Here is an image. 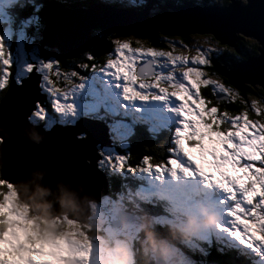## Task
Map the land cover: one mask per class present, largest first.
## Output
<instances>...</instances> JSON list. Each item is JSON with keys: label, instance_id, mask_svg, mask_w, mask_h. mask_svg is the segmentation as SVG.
Here are the masks:
<instances>
[{"label": "snow or ice", "instance_id": "obj_1", "mask_svg": "<svg viewBox=\"0 0 264 264\" xmlns=\"http://www.w3.org/2000/svg\"><path fill=\"white\" fill-rule=\"evenodd\" d=\"M123 6L143 9L148 6V0H123ZM206 35L216 39L215 34ZM210 39H206L205 44H209ZM179 45L188 48L184 40H180ZM168 46L172 51L151 47L131 49L128 43L117 41L115 58L109 54L106 63L100 64V70L113 78L126 99L142 100L145 98L142 93L151 91L158 93L159 99L174 98L177 101L175 112L179 119L166 162L152 164L151 158L145 157L142 158V170L155 172L158 176L164 171H170L174 176L179 171L185 176L198 175L206 183L216 185L227 198V219L218 226V232L226 233L241 248L260 254L264 261V121L251 118L253 115L264 118V100L258 106L257 99H252L250 108L246 105L236 115L221 112L216 106H206L212 101L202 97L201 86L211 88L217 103L239 94L231 84L210 79L204 71L213 66L223 51L232 49L227 45L220 49L197 45L196 54L189 57L183 53L174 55L177 41H168ZM94 60L92 56L91 61ZM146 60L150 62L148 65ZM90 67L96 68L97 64L92 63ZM160 68L169 70L161 72ZM23 72V76L16 77L11 52L6 53L0 41V92L7 95L11 90L34 87L37 92L27 114L30 119L44 121L49 111L72 113V105L67 100L76 70L69 72L62 60L54 59L25 64ZM176 72L180 73L179 77ZM206 140L213 147L207 148ZM4 142L0 137V145ZM192 149L197 150L195 156ZM107 162L118 170L127 167V171H133L123 157H117L115 161L109 158ZM140 167L141 163H138L137 169ZM5 186L11 188L10 182L0 180V264H88L91 245L86 238L71 243L65 240L56 245L55 260L38 248L25 247L28 241L18 235L19 230L6 227L14 223L16 213L13 194L3 191ZM208 247H211L210 241ZM198 250L202 256L209 254L206 249ZM216 250L218 255L225 256L234 249L220 241ZM199 264L207 262L202 260Z\"/></svg>", "mask_w": 264, "mask_h": 264}, {"label": "rangeland", "instance_id": "obj_2", "mask_svg": "<svg viewBox=\"0 0 264 264\" xmlns=\"http://www.w3.org/2000/svg\"><path fill=\"white\" fill-rule=\"evenodd\" d=\"M166 1L172 2L174 4L177 3V0ZM197 1L199 2L201 0ZM228 1L229 0H221L222 3H227ZM118 2L123 6V0H118ZM242 2L246 3V0H243ZM8 7H10L8 2H6L5 0H0V22H5L6 24H10L13 21V18L7 11ZM156 10L157 7L155 5V9L154 11H151V13H154ZM157 12L160 15L163 11L159 9L157 10ZM32 26L33 32L37 34L40 30L39 23L36 21H32ZM3 29H5V32L0 33V41L3 42L4 48L6 50L5 52H11L12 60L16 67L17 78L24 75L23 66L25 64H40L43 60H53L50 58L45 59L41 55L40 49L38 47L39 38L30 35L25 27H23L21 30H14L13 28L10 29L6 27H4ZM95 31L96 33H103V31ZM192 34L193 33L187 35L189 37L188 40L185 41V43L188 45L187 49L180 47L179 39L167 36H160V38L158 39V42L164 45L165 49L152 46L148 43V40L137 39L131 36L120 37L119 39H116L113 44L114 49L116 47V42L118 41L122 43H128L131 49H136L138 47L146 49L151 47L156 50L172 51V49L168 46V41H177V52H175L174 55L183 53L187 54L189 57L196 54L195 49L197 45L201 47H212L217 49H220L222 47L214 39H210L208 35ZM206 39H210L209 44H205ZM246 39L250 40L248 37ZM12 41L15 42L14 52L9 50ZM256 46L259 47L257 44ZM228 48L233 49L229 46ZM114 49L112 52V58H115ZM100 68L101 67L87 69L86 72L89 73L90 78L82 77L77 72H75V75L72 78L73 87H71L68 91L69 99L67 100V103L72 105V113L56 114L50 111L52 114L57 116L58 122L73 123L78 117L81 116H89L97 119L103 118V121L108 122V128L113 138H115L116 141H119V144L124 148L126 147V145H128L129 139L133 140V138L129 136H132L133 134L141 136L142 129L139 127L140 122H143L142 125L146 127L150 125L154 129L163 128L167 124H171L172 131L170 133L168 142V149H171L173 147L174 139L173 132L177 126V121L179 119L177 113L175 112L177 101L174 98L159 99L157 98L158 93L151 91L142 93L145 96V98L142 100L126 99L122 94V89L116 86V82L113 80V78L107 75L105 71L100 70ZM170 68L171 66H169V69ZM169 69L160 68L159 70L161 72H166ZM67 70L71 72L74 69L67 67ZM204 71L209 74L208 78L223 83V81H221L217 75H211L210 67L204 69ZM179 75L180 73L176 72V76L179 77ZM199 91L201 92L203 97L210 98V96L213 95L210 87L201 86ZM228 98L229 101L238 100L239 98H241L240 91L238 96H236L235 98ZM249 99V101L243 100L241 104L248 102L247 106H251V101L254 98ZM257 101L259 106V103L262 100ZM210 106H216L218 108V104H211ZM50 112L44 121H37L34 119L31 120L34 122H43L46 127H50V125L55 123L54 121H52L53 123L50 124V121L53 120ZM109 114L111 115V117ZM230 114L236 115L237 113ZM261 120L264 121V118H262ZM16 122H18V119L14 120L11 123L13 125H18V123ZM136 127L137 129H135ZM5 135L10 138L9 134L6 133ZM205 146L207 148L213 147V145L209 144L207 140L205 141ZM106 147H104L103 150H97L98 156H101V159L99 160V167L101 166L102 171L105 172L106 170H109L111 174H115L118 171H123L130 174L131 172L127 171V167H125V169L118 170L114 166V164L110 165L107 162L109 158L112 161H115V159L117 157H120V155L116 154L114 149ZM191 151L195 156L197 150L192 149ZM167 156L168 151L166 154V159ZM42 157L43 154H39L38 156L32 158V164L29 165V168L32 166L30 169L31 172L34 170L35 163H38V161L41 160ZM126 161L128 165H131L133 167V162L131 160L126 159ZM135 169L136 168L133 167V178L135 177L138 181L140 179L146 180L147 178L151 186L155 188H165L168 191L172 188H177V192L181 193L179 198L181 200L184 197L187 198V209L183 210V212H186L187 217L192 216L199 218L198 209L200 206H204L212 209L217 213V223L211 228L198 229L185 239L177 231L178 227H181L183 224H179V226H177L173 223H170V221H167L165 228L168 236L172 240V244L167 243L162 239H158L159 237L156 239L155 233L152 232L155 237L154 239L157 246L154 249L149 248L145 240V234L143 231L144 223H149L148 220L139 217V219L127 222L128 220H130V218L126 215V212L128 207L133 203V199L129 193H135L130 188H128L129 185L125 176H120V178L122 179L121 188H123L124 190L121 189L119 206L115 202L111 201V198L109 196L104 197V194H102L101 201L99 203H92L90 201L94 197L92 191L90 192L91 194H88L82 198H78L79 205L83 202L89 201L88 205L82 204L77 208L88 209H84L79 213V219L84 222L86 221L85 223H76L73 220H69L65 217V214H60L59 216H52L49 218L47 214L41 215L36 213V215L39 217L38 219L35 216L30 215L28 207L17 200L16 192L13 191L14 189H12V186L11 188L5 186L6 192L10 191L13 194V204L16 213V219L14 223L6 226L15 227L19 230L18 235H20L22 239H27L28 241L25 247L30 246L32 248H38L41 251L47 253V255L52 257L54 260L56 259L54 250L56 245L61 244L65 240L71 243L73 241H79L86 238L91 245L88 264H133L134 256L132 253V247L135 245V247L137 248L136 244H139L141 246V250L144 251L145 254L142 255H146L149 261L154 262L155 264H199L200 261L193 258V254L200 256L202 260L204 258L211 259L212 256L215 260L218 255L216 250L217 245L220 241H223L225 244L231 246L232 249L238 250V258H240L242 260V263L245 264V258L243 256L246 254H242V252L248 249L241 248L240 245H238L226 233L218 232V226L225 223L227 219L225 216V212L227 210V198L226 194L221 189H219L214 184L206 183L198 175L185 176L183 173L177 171L173 176L170 171H164L159 176L157 173L151 172L147 177H139V174L135 176ZM142 171L143 170H141V172ZM44 176V179H50L53 183H56L61 179V175L53 173V170L51 169H47ZM84 176H86L85 173ZM89 183L92 188V183L90 181ZM98 184L99 187L95 189L96 194H99V190H103L104 188L101 181H99ZM166 184H170V187L166 188ZM188 185H194L191 196H189V194H187V192L184 190L185 187L187 189ZM44 188L46 190V194L43 195V199L50 197L61 199L62 196L63 199L69 196L78 197L77 189H74L72 187L68 188L63 194H60L58 192H55L53 194V189L49 185H45ZM145 192L146 191L144 189L137 190L138 194H143ZM97 198L98 197H96V200ZM134 207H136V205H134ZM171 207L173 209L176 208L174 205ZM138 209L140 208L138 207L137 211ZM147 209H149V207H147ZM159 214L160 213H158L157 216H159ZM170 218L171 216L169 215L167 217H164L163 219L166 221ZM185 218L186 217L184 215H180L179 217H177L180 223H184ZM42 225L47 226L45 237L42 240H38L37 238H34L36 232L31 234V231L42 229ZM115 226L117 227L114 228ZM147 227L150 231H153L149 226ZM161 227L164 228V225H161ZM53 229H55L56 232L53 231ZM178 236H181L184 240H186L187 243L190 244V247H186L185 243L182 242ZM209 241L211 242L210 248L208 247ZM212 242L216 245V249L214 251L217 254L213 251H210V249L212 248ZM200 248L206 249L209 252L207 257L200 254L198 250ZM120 249H123V252H121ZM161 249L164 250L163 255H161ZM248 251L252 253L250 250ZM92 253L93 255H91ZM218 259L223 260L224 257L218 255ZM253 263L264 264V261L260 259V254H256V258L255 260H253ZM207 264L215 263L209 262Z\"/></svg>", "mask_w": 264, "mask_h": 264}, {"label": "water", "instance_id": "obj_3", "mask_svg": "<svg viewBox=\"0 0 264 264\" xmlns=\"http://www.w3.org/2000/svg\"><path fill=\"white\" fill-rule=\"evenodd\" d=\"M229 2L224 8L210 7L203 3V8L188 3L173 11L161 7L163 12L160 15L156 13L155 17H150L148 7L141 12L124 13L121 10H109L103 2L93 0L89 1L87 7L59 6L46 13L38 44L43 56L76 59L88 47L98 44L97 37L92 34L94 30L112 31L117 36H132L149 41H154L159 32L176 37H188L191 33H211L215 34V40H219L221 46L227 45L234 50L239 40L237 33H243L244 37L254 40L259 46L257 56L244 62L230 63L220 59L214 63V71L240 93L255 86L264 91V0H246L245 4H242V0ZM149 63L145 61L146 65ZM36 92L34 87L11 90L0 99V137L5 141L0 145L1 178L15 185L21 200L31 204V212L38 213L34 205H47L45 214L49 218L67 214L71 219L81 220L77 208L86 202L79 205L78 198L84 197L80 191H77L78 197L43 199V195H36L34 200H30L22 196L17 179L29 178L35 184V192L37 188L45 190L44 186L39 185L49 180L53 194H63L71 188L67 180L85 173L86 179L92 183L94 193V180H100L105 188V174L96 169V162L99 159L97 150L110 143L107 130L103 125L86 118L77 121L76 126L55 125L50 130L31 125L27 114L36 99ZM16 119L21 122L18 126L11 123ZM82 133L85 136L79 138ZM29 141L34 144L27 143ZM39 154H43V157L34 165V169L37 167L39 171L33 173L29 165L32 164V158ZM47 169L60 174L61 180L53 183L50 179H44Z\"/></svg>", "mask_w": 264, "mask_h": 264}, {"label": "trees", "instance_id": "obj_4", "mask_svg": "<svg viewBox=\"0 0 264 264\" xmlns=\"http://www.w3.org/2000/svg\"><path fill=\"white\" fill-rule=\"evenodd\" d=\"M58 1H65L67 4L70 5L71 0H19L16 4L13 6L15 7L12 10V13L14 15V22L10 23V27L13 28L14 30L21 29V25L25 22H29L28 30L31 34H33L35 37L39 38V35L41 33V28L43 24V20L45 18V15L47 12L54 11L60 6L58 4ZM90 0H76L75 4L72 7H87L88 3ZM107 1H115V0H104V2ZM227 3H223L225 5ZM40 8H38V7ZM40 9V10H39ZM39 19V25H40V31L36 34L33 32V27H32V20L33 19ZM8 27V25H5ZM100 31V30H99ZM93 35L97 36L98 39V44L95 47L88 48V51L86 53H82L78 59H73V60H68L66 62H62L64 67L71 66L73 69H75L77 72L84 74V70H81L79 67L85 66L89 67L92 63H96L98 66L100 64H103L106 59H108L109 54L112 53L113 49V41L114 39L120 38L117 36L114 32L112 31H103L101 34L100 32L93 31ZM137 39H144V38H138ZM160 38L159 35L156 36V39L154 41H149L148 43L151 44L152 46H158V47H163L162 44L158 42V39ZM179 40H184L187 41L189 37H175ZM215 40V39H214ZM216 41V40H215ZM217 42V41H216ZM219 44V43H218ZM237 51L233 50L232 51H223L220 54V57L215 61H219L220 58L226 60L227 62H233V61H241L244 62L248 58L257 56L258 54V47L256 46L255 42L253 40H247L244 37H241L239 41L237 42ZM220 45V44H219ZM221 46V45H220ZM230 49V48H229ZM94 56L95 60L91 61V57ZM45 59H49V56H43ZM87 58V59H85ZM214 64V63H213ZM210 73L212 76H218V78L223 81L224 84H227L228 82L226 79L223 77L219 76L215 71L213 66L210 67ZM62 86V85H61ZM250 89L246 92L240 93L241 98L238 100H231L229 101L228 99L221 100L219 103L215 100V96L211 95L210 98L204 97L210 101H212V104H218V110L221 112L228 111L229 113H240L243 111L245 106L248 104V102L241 104V102L244 101H249V98H255L257 100H264V92L260 87H249ZM4 94V92H3ZM0 93V98L3 96ZM203 97V96H202ZM216 101V102H215ZM210 106V105H209ZM250 108V106H248ZM251 118L254 119H262V117H257L253 115ZM39 124V122H35V124ZM140 128L142 129V137L138 138V135H133V140L129 139L128 145L130 148L127 153L123 150H117V153L121 156V154H124L125 159H129L133 162V167L137 166L138 163L143 162L142 158H151V163L152 164H157L158 162H165L166 160V152H167V143H168V137H169V131H156L155 129L149 128V126H142L140 125ZM167 137V138H166ZM164 150V151H162ZM106 173L109 175L108 176V182H109V188L111 192H114L115 189L121 187L122 181L120 182V176L125 175L126 172L121 173H115L111 174L109 170L106 171ZM4 178H1V173H0V180H3ZM127 181L130 180V178H126ZM5 191V187L2 189ZM132 206H134L132 204ZM136 207H134V210ZM129 210V209H128ZM139 217L145 218L148 220V222H151L150 219H152V214L153 211H151V214H148V209L147 207L144 209H139L138 210ZM148 224V223H144ZM6 227H11V226H6ZM47 227L45 225H42V228ZM155 233V236H162L165 238H168V235H164L167 233L166 231L163 232H157L156 229L153 230ZM181 241L184 239L181 236H178ZM137 248L135 245L132 247L133 251V264H155L154 262L149 261L148 257L145 254L143 250H141V246L139 244H136ZM239 252H233L230 251L227 255L223 256L224 259H218L217 257L209 259V258H204L203 260H206L207 263L213 262L215 264H243L242 260L238 258L237 254ZM200 255V254H199ZM229 256V257H228ZM243 256V255H242ZM196 260L202 261L200 256H197L193 254L192 256ZM245 258V264H251V260L249 256L244 255ZM243 261V262H244Z\"/></svg>", "mask_w": 264, "mask_h": 264}, {"label": "clouds", "instance_id": "obj_5", "mask_svg": "<svg viewBox=\"0 0 264 264\" xmlns=\"http://www.w3.org/2000/svg\"><path fill=\"white\" fill-rule=\"evenodd\" d=\"M202 3L205 4L206 6L216 7V8H224V7H227L229 5V1L227 2V4L223 5V3L221 2V0H201L199 2L197 0H192L191 1V4L196 5L199 8H203ZM242 4H245V3L242 2ZM159 9L160 8L157 7V10H159ZM157 10L154 13L153 12L152 13L150 12V14H149L150 17H155L156 13H158ZM152 11H154V10H152ZM206 34H208V33H205V35ZM192 35H197V34L196 33H193ZM165 36H167V37H174V38L176 37V36H168V35H165ZM241 37H244V36L241 35V34H239V33H237V38L240 39ZM244 38H247V37H244ZM235 50L237 51V48ZM220 59H222V58H220ZM215 62H218V61H215ZM227 99H229V98H227ZM4 181H6V180H4ZM99 181L100 180H98L97 182H99ZM15 190L18 193V190L16 189V187H15ZM45 194H46V190H42V189H39V188L36 189V195L37 196H42V195H45ZM16 195H17V200L20 203L26 205L28 207L29 213L30 214H33L31 212V209H30V207H32L31 204L28 203V202H25V201L21 200V198L19 196V193L16 194ZM85 196L86 195H84V197ZM93 198H96V197L94 196ZM61 199H63V196L61 197ZM86 204L88 205V202H86ZM46 207H47V205H34V210L36 212H38L39 214H41V215H45ZM84 209L88 210L87 208H80V211H83ZM68 210L71 211V208H69ZM198 211H199V218L192 217V216L186 217L185 218V221H184V224L180 228L177 229V231L179 232V234L183 238L186 239L189 235H191L192 233H194L198 229H201V228H211V227H213L217 223L218 215L212 209H210L208 207L200 206L199 209H198ZM35 216H36V218L39 219V217L36 214H35ZM75 221L78 222V223H80V222L83 223L84 222V221H81V220H75ZM35 232H36V236H37V238L39 240H42L44 238L43 233H42V229L35 230ZM144 234H145V240L147 242L148 247L149 248H153V249L156 248L157 245H156V241L154 239L153 233L149 229L145 228L144 229ZM120 251L123 252V249H120ZM163 251L164 250L161 249V255H163Z\"/></svg>", "mask_w": 264, "mask_h": 264}, {"label": "bare ground", "instance_id": "obj_6", "mask_svg": "<svg viewBox=\"0 0 264 264\" xmlns=\"http://www.w3.org/2000/svg\"><path fill=\"white\" fill-rule=\"evenodd\" d=\"M82 7V6H81ZM100 66V65H99ZM209 77V75H208ZM98 80V79H97ZM113 100V99H112ZM18 123V125L21 123L20 121L16 122ZM17 125V126H18ZM140 127V126H139ZM31 145L34 144V142H27ZM32 148H36L35 146H32ZM32 167V166H31ZM31 167L29 169H31ZM102 170V169H101ZM39 171V169L37 167H35L34 169V172L33 173H37ZM54 172V171H53ZM106 172V171H105ZM104 172V173H105ZM29 178H18L17 179V186L20 188V191H21V194L23 197L27 198V199H30V200H34L36 198V192L34 190V187H35V184H33L32 182H30L28 180ZM61 180V179H60ZM63 180V179H62ZM29 181V182H28ZM67 182L69 183V186L74 188V189H77V191H80L82 195H87V194H91L90 192L92 191L91 188H90V184L88 182V180L86 179V177L84 176V174H80L78 177H75L73 180H67ZM51 182L49 180H46L45 182L42 183V185H39V186H45V185H50ZM32 186V187H31ZM31 187V188H29ZM150 187H153V186H150ZM170 187V184H166V188H169ZM194 185H188L187 189L186 187L184 188V190L187 192V194H189V196H191L192 194V189H193ZM173 189V188H172ZM191 189V190H189ZM171 190V189H170ZM86 191V193H85ZM102 189L99 190V194L101 195L102 194ZM158 192L159 194H161V190L158 188ZM181 193H178V196H180ZM136 197V196H135ZM160 204V201H159V197L154 201L153 205H158ZM149 208L151 206H148ZM137 211V206H136V209ZM139 210V209H138ZM149 211V209H148ZM71 216V215H70ZM163 216H167V215H163ZM86 222V221H85ZM180 222L179 220H176L175 221V225L179 226ZM180 228V226L178 227ZM213 239V238H212ZM167 243H171V239H168L166 241ZM216 249V245L213 244L212 242V248L210 249V251H214ZM200 252V251H199ZM95 253V252H93ZM93 253L91 255H93ZM158 264V263H157Z\"/></svg>", "mask_w": 264, "mask_h": 264}]
</instances>
